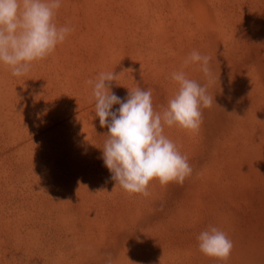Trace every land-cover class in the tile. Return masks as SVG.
Wrapping results in <instances>:
<instances>
[{
	"label": "rangeland",
	"instance_id": "obj_1",
	"mask_svg": "<svg viewBox=\"0 0 264 264\" xmlns=\"http://www.w3.org/2000/svg\"><path fill=\"white\" fill-rule=\"evenodd\" d=\"M56 23L74 30L26 75L0 65V264H264V0H62ZM181 70L214 97L198 131L164 127L191 175L129 194L86 82L114 71L162 112ZM211 227L227 261L199 250Z\"/></svg>",
	"mask_w": 264,
	"mask_h": 264
},
{
	"label": "clouds",
	"instance_id": "obj_2",
	"mask_svg": "<svg viewBox=\"0 0 264 264\" xmlns=\"http://www.w3.org/2000/svg\"><path fill=\"white\" fill-rule=\"evenodd\" d=\"M62 0H0V65L10 68L14 77L26 75L33 63L53 54L73 28L56 23ZM210 57L193 51L185 65L199 64L206 78L211 80ZM120 74L101 72L91 86L95 101V115L100 126L107 127L103 146V161L115 180L129 194L150 195L148 186L158 180L182 184L191 175L188 158L164 134L165 125L198 131L202 124V108L212 106L214 97L207 86L187 78L184 71H176L171 79L179 85L162 112L153 108L152 90L138 86L129 89L125 100L110 90V84ZM113 105H119L112 111ZM115 188V187H114ZM114 190V189H113ZM199 250L209 257L227 261L233 249L226 233L216 227L202 231Z\"/></svg>",
	"mask_w": 264,
	"mask_h": 264
}]
</instances>
